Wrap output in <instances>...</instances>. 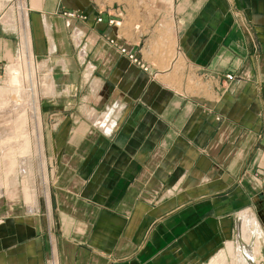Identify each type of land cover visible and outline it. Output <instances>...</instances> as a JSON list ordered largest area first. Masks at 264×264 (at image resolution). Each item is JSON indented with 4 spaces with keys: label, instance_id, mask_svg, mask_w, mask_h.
Masks as SVG:
<instances>
[{
    "label": "crops",
    "instance_id": "obj_1",
    "mask_svg": "<svg viewBox=\"0 0 264 264\" xmlns=\"http://www.w3.org/2000/svg\"><path fill=\"white\" fill-rule=\"evenodd\" d=\"M25 15L49 186L0 214V264H206L261 231L264 0H0V74Z\"/></svg>",
    "mask_w": 264,
    "mask_h": 264
},
{
    "label": "rangeland",
    "instance_id": "obj_2",
    "mask_svg": "<svg viewBox=\"0 0 264 264\" xmlns=\"http://www.w3.org/2000/svg\"><path fill=\"white\" fill-rule=\"evenodd\" d=\"M38 77H39V81L42 83L41 77H43V75H40V73H38ZM8 79H9V74L6 66L0 74V87L7 86ZM39 92H40V85H39ZM9 97H10L9 102L6 105V108L7 107L8 108L6 110H8L10 107L12 109L11 108L9 109L10 110L9 113L0 112V214L8 212L7 210H10L12 208L14 210H21L26 206L27 203L25 201V185H27L32 192L35 191V193H37L35 203H37V201L39 200L41 201L42 204L44 202V192L48 190V186H49V181L46 174L47 169L49 167L48 165L49 161L47 160V154H46V152L48 151L47 149H49V144L47 140L44 141L45 135L47 137L49 133H48V129L46 128L45 130L44 127V117L40 111V115H41L40 126L38 125L36 120H32L30 122L28 120V122H26L29 115L25 111H23V115L19 117L14 112L15 110H13V108L16 107L12 101L14 99V96L10 95ZM21 149L23 152L21 151ZM9 160L15 161L14 162L15 169L13 170V172L12 170H9V165H10ZM43 162H46L45 163L46 165ZM45 178L47 179L45 180ZM3 183L5 184L3 185ZM241 226H242V221H240V219L238 218L237 224L235 226L236 232L232 233V236L228 242L223 243L222 250L213 258L218 257L220 254L225 252L227 259L226 263L231 264L234 259H240L242 257L243 255L242 253H244L242 249L244 250L247 249L248 252L252 255L250 256L251 258V260L249 261L250 264H264L263 225L261 227V231H260V225L259 228H254L253 226H247L248 228L247 231L244 230V221H243V226L242 227ZM244 232L247 235H249L248 240H244L243 237V235L245 234ZM260 233L261 235L258 236ZM258 242L261 243L260 254L256 256V254L254 253V247ZM231 244H233V247L231 246L232 248L229 247ZM239 247L242 248L241 249L242 253L240 252ZM229 249L230 251H228ZM211 260H206L205 261L206 264H209Z\"/></svg>",
    "mask_w": 264,
    "mask_h": 264
},
{
    "label": "bare ground",
    "instance_id": "obj_3",
    "mask_svg": "<svg viewBox=\"0 0 264 264\" xmlns=\"http://www.w3.org/2000/svg\"><path fill=\"white\" fill-rule=\"evenodd\" d=\"M22 4H24V3H22ZM24 7H25V5H24ZM25 21H26V25L21 30V47H20L19 57H18V59H16V61L14 60L13 63H10V65L7 67L8 74H9L7 86L0 87V112H4V113L8 112L9 113V111H10L9 109L11 107L8 110H6L8 108V107L6 108V105L9 102V98H10L9 96L13 95L14 99L12 98L13 99L12 101H13L14 105L16 106L13 108V110H15L14 112L19 117H21L23 115V111H25L29 115L26 122H28V120H29V122L32 120H36V122L40 126L41 125L40 92H39L40 81H39V77H38V73H39L38 72V64L35 60V57H34L35 55L33 54V51H32V42H31V36H30L29 28H28V18L26 15H25ZM15 98H16V100H15ZM23 118H25V117H23ZM15 127H16V125H15ZM35 127H36V125H35ZM38 136H40V135H38ZM21 151H22V149H21ZM44 158H45V156H44ZM14 162L15 161L11 160L10 165H9V170H12V172L15 169V165H14L15 163ZM43 163L45 164L46 162H43ZM46 179L47 178H45V180ZM4 184L5 183H3V185ZM36 195H37V193H35V191L32 192L30 190V188L27 185H25V201H26L27 205L31 206V208L33 206H35ZM49 195H50V193H49ZM242 218L244 221V230L245 231H247V229H248L247 226H253L254 228H259L258 222L255 219H250L248 216V213L242 215ZM260 235H261V233L258 236H260ZM243 237H244V240H248L249 235H247L245 233L243 235ZM259 242L254 247V253L256 254V256H258L260 254V244L261 243H259ZM231 246L233 247V244H231L229 247L232 248ZM226 248H228V247H226ZM239 249L241 252L242 248L239 247ZM228 251H230V249ZM242 251L244 252V253L241 252L243 254L242 257L240 259H234L231 264H250L249 263V261L251 260L250 256H252V255L248 252L247 249H245V250L242 249ZM226 262H227L226 253L223 252L218 257L213 258L209 264H229Z\"/></svg>",
    "mask_w": 264,
    "mask_h": 264
},
{
    "label": "built area",
    "instance_id": "obj_4",
    "mask_svg": "<svg viewBox=\"0 0 264 264\" xmlns=\"http://www.w3.org/2000/svg\"><path fill=\"white\" fill-rule=\"evenodd\" d=\"M64 14L70 18H77L80 20H87L88 19V15H85L84 13H80L77 11H67ZM124 16H125L124 11L121 8L116 7V8H112V9H106L102 12L97 13L95 15V21L97 23H100V24H105L108 27L119 29L123 25ZM110 42L112 44L118 45L117 38H111ZM118 46H119L121 53L123 55H127L131 59V61H133V63L139 65L145 71L149 70V67L147 65H145L141 61V59L137 57V55L135 53L130 52L125 45L120 44ZM227 79L233 80L234 75L228 74Z\"/></svg>",
    "mask_w": 264,
    "mask_h": 264
}]
</instances>
